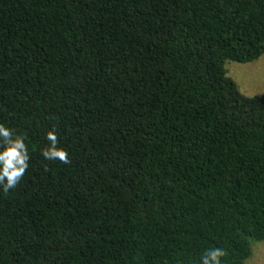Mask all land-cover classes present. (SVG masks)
Returning a JSON list of instances; mask_svg holds the SVG:
<instances>
[{"label":"trees","instance_id":"trees-1","mask_svg":"<svg viewBox=\"0 0 264 264\" xmlns=\"http://www.w3.org/2000/svg\"><path fill=\"white\" fill-rule=\"evenodd\" d=\"M263 54L264 0H0V124L30 156L0 186V264H245L264 95L225 65Z\"/></svg>","mask_w":264,"mask_h":264},{"label":"clouds","instance_id":"clouds-1","mask_svg":"<svg viewBox=\"0 0 264 264\" xmlns=\"http://www.w3.org/2000/svg\"><path fill=\"white\" fill-rule=\"evenodd\" d=\"M50 146L41 152L45 159H60L67 161V153L56 147L57 137L53 131L47 134ZM0 186L7 193L10 189L16 187L21 181L29 167V150L25 144L24 138L15 136L11 129L0 124ZM223 253L220 250H214L203 258L202 264H220L219 257Z\"/></svg>","mask_w":264,"mask_h":264},{"label":"rangeland","instance_id":"rangeland-1","mask_svg":"<svg viewBox=\"0 0 264 264\" xmlns=\"http://www.w3.org/2000/svg\"><path fill=\"white\" fill-rule=\"evenodd\" d=\"M225 70L242 96L264 95V54L251 63L228 62ZM245 264H264V242L253 245V255Z\"/></svg>","mask_w":264,"mask_h":264}]
</instances>
